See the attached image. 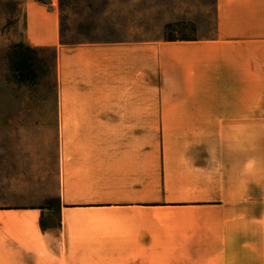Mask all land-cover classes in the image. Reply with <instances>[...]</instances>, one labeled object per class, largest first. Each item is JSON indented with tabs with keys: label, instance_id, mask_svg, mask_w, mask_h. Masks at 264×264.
<instances>
[{
	"label": "crops",
	"instance_id": "obj_1",
	"mask_svg": "<svg viewBox=\"0 0 264 264\" xmlns=\"http://www.w3.org/2000/svg\"><path fill=\"white\" fill-rule=\"evenodd\" d=\"M19 2L26 44L54 54L61 181L54 208L0 205V264L134 262L132 249L103 256L73 251L81 246L61 242L62 217L98 214L103 232L125 221L134 229L141 208L209 202L140 203L139 188H153L155 174L161 195L202 192L218 178V161L229 206L244 209L247 262L232 264H264V160L252 197L246 141L228 152L224 136L247 125L245 95L260 92L264 0H214L212 36L84 43L60 41L57 0ZM108 241L104 247L140 245L134 236Z\"/></svg>",
	"mask_w": 264,
	"mask_h": 264
},
{
	"label": "rangeland",
	"instance_id": "obj_2",
	"mask_svg": "<svg viewBox=\"0 0 264 264\" xmlns=\"http://www.w3.org/2000/svg\"><path fill=\"white\" fill-rule=\"evenodd\" d=\"M20 4L0 0V205L54 208L61 181L54 54L50 48L26 44ZM57 6L63 43L188 39L214 33V0H57ZM259 66L260 85L255 90L260 92L245 95L247 125L224 130L228 152L239 151L246 141L252 197L256 198L258 176L263 172L257 163L264 160V45L259 46ZM217 172L214 184L202 192L199 187L175 188L161 195L156 174L153 188H139L140 203L147 205L176 199L209 202L141 208L134 229L129 230L125 221L109 226L107 232L98 214H65L60 240L79 243L81 248L73 251L84 256L125 254L132 249L136 260L125 264L246 263L244 209L229 206L222 161ZM248 223L252 249L250 217ZM129 236L140 241L135 249L103 246L112 238ZM252 257L251 251L250 261Z\"/></svg>",
	"mask_w": 264,
	"mask_h": 264
}]
</instances>
